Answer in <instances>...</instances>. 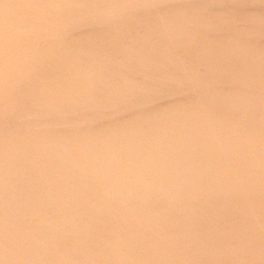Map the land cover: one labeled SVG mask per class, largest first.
I'll list each match as a JSON object with an SVG mask.
<instances>
[{
	"label": "rangeland",
	"instance_id": "obj_1",
	"mask_svg": "<svg viewBox=\"0 0 264 264\" xmlns=\"http://www.w3.org/2000/svg\"><path fill=\"white\" fill-rule=\"evenodd\" d=\"M0 264H264V0H0Z\"/></svg>",
	"mask_w": 264,
	"mask_h": 264
}]
</instances>
